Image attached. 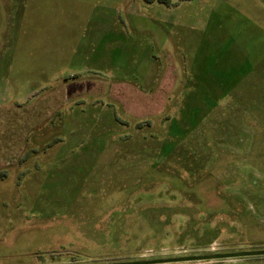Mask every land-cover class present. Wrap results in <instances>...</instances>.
<instances>
[{
	"label": "rangeland",
	"instance_id": "obj_1",
	"mask_svg": "<svg viewBox=\"0 0 264 264\" xmlns=\"http://www.w3.org/2000/svg\"><path fill=\"white\" fill-rule=\"evenodd\" d=\"M213 244L264 249V0H0V264Z\"/></svg>",
	"mask_w": 264,
	"mask_h": 264
},
{
	"label": "water",
	"instance_id": "obj_2",
	"mask_svg": "<svg viewBox=\"0 0 264 264\" xmlns=\"http://www.w3.org/2000/svg\"><path fill=\"white\" fill-rule=\"evenodd\" d=\"M254 256H264V249L256 251H236V252H213L203 255H187L176 256L159 259H143L123 263H107V264H174V263H190L202 261H218L229 259H240Z\"/></svg>",
	"mask_w": 264,
	"mask_h": 264
},
{
	"label": "built area",
	"instance_id": "obj_3",
	"mask_svg": "<svg viewBox=\"0 0 264 264\" xmlns=\"http://www.w3.org/2000/svg\"><path fill=\"white\" fill-rule=\"evenodd\" d=\"M217 250H218V249H217V247H216L215 244L211 245V246L208 248V251H209V252H216Z\"/></svg>",
	"mask_w": 264,
	"mask_h": 264
},
{
	"label": "trees",
	"instance_id": "obj_4",
	"mask_svg": "<svg viewBox=\"0 0 264 264\" xmlns=\"http://www.w3.org/2000/svg\"><path fill=\"white\" fill-rule=\"evenodd\" d=\"M151 1H153V0H151ZM158 1L164 2V3H170L171 2V0H158Z\"/></svg>",
	"mask_w": 264,
	"mask_h": 264
}]
</instances>
